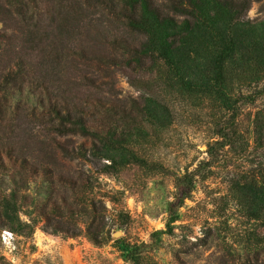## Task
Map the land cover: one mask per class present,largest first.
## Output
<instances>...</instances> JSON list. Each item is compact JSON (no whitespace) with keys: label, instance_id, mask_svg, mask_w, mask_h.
I'll use <instances>...</instances> for the list:
<instances>
[{"label":"trees","instance_id":"obj_1","mask_svg":"<svg viewBox=\"0 0 264 264\" xmlns=\"http://www.w3.org/2000/svg\"><path fill=\"white\" fill-rule=\"evenodd\" d=\"M4 1L0 93L9 84L38 91L46 133L79 137L89 147L75 145L72 139L38 140L21 129L0 95V174L9 185V192L0 195V228L9 229L18 220L28 181L43 178L49 185L46 202L51 211L44 216L45 225L53 234L77 236L79 230L71 223L79 204L74 193L85 182L70 174L64 163L88 159L96 168L101 160L112 161L122 152L132 163L137 158L129 148L149 139L146 129L166 130L173 122L164 97L228 111L234 110L236 94L243 105L254 99L243 92L262 94L264 18H247L249 0H96V6L89 0H76L73 6L71 0ZM93 8L95 22L89 14ZM13 29L16 33H7ZM10 65L14 71H8ZM116 73L140 92L138 97L120 96ZM233 127H217L218 140L207 145L210 162L215 163L217 152L225 147L246 146L238 143L241 136ZM252 134L254 144L263 146L261 111L252 120ZM33 145H39L37 152ZM38 154L46 165L37 163ZM102 167L113 169V164ZM230 183L229 192L243 203L248 216L261 219L264 164ZM182 185H175V202L168 204V229L178 219L177 203L192 191L190 182ZM86 236L95 241L89 230ZM131 254L128 259L135 263ZM2 261L0 257L5 264Z\"/></svg>","mask_w":264,"mask_h":264},{"label":"rangeland","instance_id":"obj_2","mask_svg":"<svg viewBox=\"0 0 264 264\" xmlns=\"http://www.w3.org/2000/svg\"><path fill=\"white\" fill-rule=\"evenodd\" d=\"M71 1L73 6L76 0ZM89 1L96 6V0ZM249 1L247 18L263 19L264 0ZM0 3L5 1L0 0ZM90 13L95 22L96 8ZM4 30L0 22V32ZM11 31L15 32L13 29L7 33ZM14 70L15 66L10 65L8 71ZM115 77L122 98L139 96L140 92L120 74L116 73ZM18 88V85L9 84L0 95L6 97L10 112L17 116L21 129L26 128L38 140L55 138L61 143L72 139L75 145L83 142L89 147V143L79 137L46 133L47 124L42 121L37 107L39 92L27 86ZM259 90L262 94L257 96L252 91L243 92L254 98L252 103L245 105L237 100L236 94L234 110L228 111H220L208 103L162 96L169 101L173 122L162 131L157 127L147 128L149 139L129 148L131 155L137 158L132 163L126 152L115 153L112 161L101 160L96 168L88 159L67 163L62 160L70 174L80 175L85 182L74 193L79 203L71 220L72 226L79 230L75 237L53 234L45 225L44 216L51 212L46 202L49 185L43 178L29 180L22 191L27 200H21L18 220L9 229L0 228L2 262L264 264V214L261 219H251L243 203L229 192L232 180L264 164V144H254L252 134L254 115L261 111L264 117L263 86ZM232 124L241 136L238 143L246 146L239 148L237 144L235 150L225 147L217 152V161L210 162L207 145L218 140L217 127L228 128ZM33 148L37 152L39 145ZM37 156V163L46 165L45 157L44 161L40 154ZM110 164L113 169L102 167ZM5 178L0 174V195L9 192ZM186 182L191 183L192 191L188 199L177 203L178 219L168 229L167 209L170 202H175L177 191L174 187L178 184L182 188ZM81 207L84 210L80 212ZM23 224H29L30 228ZM87 230L95 241L86 236ZM156 232L159 233L152 237ZM130 253L135 263L129 261Z\"/></svg>","mask_w":264,"mask_h":264}]
</instances>
